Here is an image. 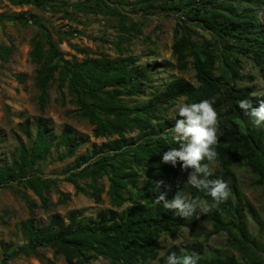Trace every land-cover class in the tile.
Returning <instances> with one entry per match:
<instances>
[{"label": "rangeland", "instance_id": "374dc122", "mask_svg": "<svg viewBox=\"0 0 264 264\" xmlns=\"http://www.w3.org/2000/svg\"><path fill=\"white\" fill-rule=\"evenodd\" d=\"M43 1L44 7L39 8L26 0H0V14L22 17L0 20V164H11L17 157L21 143L27 147L31 145L38 119L55 136L47 158L38 160L34 165L35 174L50 184L49 188L38 184L47 198L46 203L25 182L17 184L10 181L7 186H0V264H69L57 247L49 244L39 246L35 255L20 253L2 262L5 251L12 254L14 249L26 242L24 226L28 219H33L37 228L49 225L55 218L67 224L72 211H77L81 219L90 220L98 218L101 211H121L130 201L144 202V198L135 194L134 190L129 192L126 189L124 196L127 200L122 206L115 207L109 193L108 174L97 177L95 181L90 176L81 177L76 182L67 180L69 174L78 172L102 155L93 156L94 148H105L107 143H114L119 135H95V124L80 115L74 95L66 85L59 86V70L55 71L47 88L46 103L43 106L39 103L40 90L35 77L40 64L32 54L37 41H41L43 51H47L49 45L46 41L51 40L60 51V56L72 62L86 58H132L134 61L129 67L145 72L142 84L135 89V94H128L129 85L122 87L120 97L124 103L135 106L158 97L170 81L185 79L198 84L190 62L192 56H187L184 66L177 58V50L188 42L181 37L185 30L188 32L190 29L197 43H210L217 57L214 65L216 76L221 75L222 66L230 69L229 64H233L238 75L232 83L251 86L255 96L264 92V69L254 61L252 55L244 52L232 39L219 38L214 30L203 26L200 21L180 11L161 7V4L168 5L170 0H156L149 12L139 8L141 3L138 0H106L109 7L97 5L95 0ZM234 5L239 11L249 6L254 8L264 28V6L260 8L257 0H234ZM31 15H36L40 24L32 23ZM2 46L8 49L6 60L1 56ZM228 54L231 55L229 64L225 58ZM60 56L54 62L62 64ZM155 103L156 114L159 113L162 118L151 119V124L164 122L165 131L171 134L175 120L168 117L179 103H186L185 97L167 103L157 98ZM175 118L178 119V116ZM217 120L218 134L229 120L219 116L218 112ZM27 128L32 132L31 137L26 135ZM262 128L264 130V126ZM66 129L79 141L71 154H68L67 146L59 141ZM146 133L147 129L137 128L124 132L132 143ZM112 153L107 152L108 155ZM82 155L92 157L87 163L79 164ZM209 167L211 171H216L219 165L212 162ZM185 171L178 167L171 181L186 183L188 175H185ZM233 171L235 179H230L227 187L228 190L237 188L239 191L237 196H232V201L241 205L240 214L249 236L247 249L243 251L235 245L240 238L236 229H233V238L226 231L208 237L211 224L202 220L200 215L183 226L175 237L161 233L158 237V255L149 264H158L171 246L183 248L193 241H199L209 254L233 255L241 264H264V230L259 229L245 205H253L264 219V186L254 182V174L243 163H236ZM142 181L143 176H140L138 184L141 185ZM81 264H109V259L96 256Z\"/></svg>", "mask_w": 264, "mask_h": 264}, {"label": "trees", "instance_id": "16d2710c", "mask_svg": "<svg viewBox=\"0 0 264 264\" xmlns=\"http://www.w3.org/2000/svg\"><path fill=\"white\" fill-rule=\"evenodd\" d=\"M155 1L138 0V3H141L139 8L149 12ZM26 2H33L39 8L44 7L43 0ZM169 2L168 5L161 4V7L180 11L183 15L200 21L203 26L214 30L219 38L232 39V42L252 55L254 61L264 69V28L254 8L249 6L239 11L234 5V0ZM95 3L109 7L106 0H95ZM257 3L260 8L264 6V0H257ZM21 18V15L14 17L0 14V20ZM31 20L34 24H40L36 15H31ZM192 36L190 29L188 32L185 30L181 38L188 42L177 50V58L184 66L187 56H192L190 62L195 69L198 84L195 85L185 79L170 81L158 97L144 105L135 106L124 103L120 97L122 87L129 85L128 94H135L137 92L135 89L142 84L141 79L145 72L129 67L134 61L132 58H86L83 61L72 62L60 56V51L51 40L46 41L49 45L47 51H43L41 41L35 43L32 54L40 64L35 77V83L40 90L39 103L42 106L46 103L47 88L54 78L55 71L59 70L61 74L59 86L66 85L74 95L80 115L95 124V135H119L114 143H107L105 148L93 149V156L102 153L94 161L87 163L92 155H82L79 164H87L78 172L69 174L67 180L76 182L81 177L90 176L95 181L97 177L108 174L109 193L115 207L122 206L127 200L124 196L126 189L129 192L134 190L135 194L144 198V202L130 201V204L121 211L113 209L101 211L98 218L90 220L81 219L77 211H72L67 224L55 218L49 225L37 228L33 219H28L24 226L26 242L14 249L12 254L5 251L6 256L2 262L7 257L20 253L35 255L39 246L49 244L56 246L69 264H81L96 256L107 257L109 264H149L150 260L158 255L160 248L158 237L161 233L175 237L183 226L196 218H182L174 209H165L162 204L156 203L157 193L152 191L156 181H163L161 191L166 192L167 200H171L176 192L182 191L190 198H198L209 204V212L201 215L202 220L211 224L208 237L226 231L233 238V229H236L240 238L235 245L243 251L247 249L249 236L240 214L241 205L232 201V196L239 194L238 189H229L228 199L215 204L203 190H197L185 182L171 181V176L175 175L180 167L179 162L175 167L161 163V155L171 148H178L179 144L173 143L172 135L165 131L164 122L151 124V119L162 118L159 113L156 114L157 98H161L163 103L179 97H185L186 103L207 99L212 102L219 116L229 120L217 134L218 139L214 147L218 155L212 162L218 163L219 168L212 171L209 179H220L227 184L230 179H235L233 166L236 163H243L254 174V182L264 186V130L262 126H252L250 119L244 116L238 106L239 100H247L252 109L258 108L264 103V92L255 96L251 86L232 83L238 72L233 64H229L230 54L225 56L230 69L221 67L220 76L225 80L216 76L214 65L217 57L210 43L207 41L197 43ZM226 46L229 48V43ZM7 52L8 49L2 46L1 56L4 60L7 59ZM57 56L62 58V64L54 62ZM37 122L38 127L31 139V145L27 147L21 143L17 149V157L12 163L0 164V186H7L10 181L17 184L25 182L33 187L46 203L47 198L43 196L38 184L46 188H49L50 184L35 174L34 165L38 160L47 158L55 136L49 133L48 127L42 124L41 119ZM240 122L244 125L241 126ZM135 128L147 129V133L132 143L124 132ZM26 135L32 136L28 128ZM59 141L67 146L68 154L73 153L79 145L77 137L70 135L67 129L62 132ZM109 151H113L112 155L107 154ZM212 162L207 163L210 165ZM190 171L191 169L187 168L185 175L187 176ZM140 176H143L141 185L138 184ZM245 205L259 225V229L263 231L264 219L253 205L250 203ZM170 253L176 255L195 253L199 256L197 264H241L233 255L207 253L199 241L188 243L183 248L171 246L158 264H163L164 257Z\"/></svg>", "mask_w": 264, "mask_h": 264}, {"label": "clouds", "instance_id": "9594fccd", "mask_svg": "<svg viewBox=\"0 0 264 264\" xmlns=\"http://www.w3.org/2000/svg\"><path fill=\"white\" fill-rule=\"evenodd\" d=\"M244 116L250 119L254 127L264 126V103L252 109L247 100L238 101ZM179 116V119L175 117ZM174 126L170 129L173 143L178 148H171L161 155V163L180 168H190L186 184L197 190H203L215 204L224 202L229 197L227 184L220 179H209L212 171L207 162L217 159L215 145L217 143V112L209 100L194 103H179L172 115ZM205 161V163H201ZM163 181H156L152 191L157 193L155 202L165 209H174L182 218H198L209 212V204L198 198H190L182 191L175 193L171 200L165 199L166 192L161 191ZM167 187V186H166ZM199 256L195 253L176 255L170 253L164 257L163 264H197Z\"/></svg>", "mask_w": 264, "mask_h": 264}]
</instances>
